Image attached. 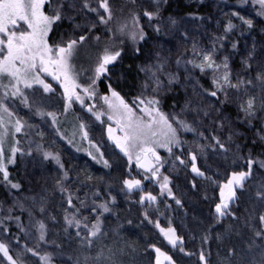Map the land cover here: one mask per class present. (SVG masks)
<instances>
[{"label": "snow or ice", "instance_id": "6c2138e0", "mask_svg": "<svg viewBox=\"0 0 264 264\" xmlns=\"http://www.w3.org/2000/svg\"><path fill=\"white\" fill-rule=\"evenodd\" d=\"M169 6L0 0V264H264V42L240 48L264 32V0H221L215 16ZM129 45L146 56L130 101L112 83ZM45 127L108 171L67 167ZM105 135L124 161L118 178ZM24 160L56 166L27 194L9 170Z\"/></svg>", "mask_w": 264, "mask_h": 264}, {"label": "trees", "instance_id": "16d2710c", "mask_svg": "<svg viewBox=\"0 0 264 264\" xmlns=\"http://www.w3.org/2000/svg\"><path fill=\"white\" fill-rule=\"evenodd\" d=\"M232 2V0H230V3ZM216 4H221V0H215V2H213V0H205L204 5H198L195 3V0H170V6L167 8V11L165 13V15H171V16H175L177 18L179 17H184L188 14V12L192 11V12H199V14L201 15H208V14H212V15H217V9H216ZM223 6V5H221ZM227 10V9H225ZM150 31V29H149ZM151 40V37H150ZM255 40L259 46L260 43L264 42V32H261L260 28L257 27V29L255 31H253L252 33H248L246 34L244 37H240V48L241 50H243L246 46V44L248 46L251 45V42ZM148 45H145L144 48L147 49ZM134 58H136V56H134L131 51H130V45L128 46V48L126 49V54L123 58L124 61H128V62H133ZM239 55H236L233 57V62L235 66H239ZM133 71V68H131ZM205 86L207 87V81H204ZM102 88L104 90L105 88V83L103 82L102 84ZM175 102V99L173 97H168L165 100V109L170 111L171 110V106L172 104ZM182 102V101H181ZM100 127L101 133H102V127L100 125H97ZM60 141V140H59ZM110 149V153L108 152V150ZM71 150V149H70ZM105 154H106V158H109L111 162L114 163V167L111 170V174L113 177L118 178L124 171L125 168L123 167L124 161L121 158V154H119V152L115 149V148H111L110 145H107V147L104 149ZM61 155H62V159L64 160L65 164L67 167H76V168H87L91 173L97 175V176H102L104 175L108 170L106 169H101L99 167H97L95 165L94 162L91 161L90 158L88 157H84L81 156L80 154L76 153L74 150H71L70 153L66 152V151H62L60 150ZM46 165L48 167H50V165H53L52 163H46ZM55 170L53 171L55 174L56 171V166ZM11 169V178L14 181H19L22 183L23 188H24V183L21 179V173L18 169V165L14 166V167H10ZM53 174V175H54ZM189 189V185H187L184 193H187ZM158 191V189H157ZM4 192H6L5 188L0 185V196H2L4 194ZM184 193H182L181 195L183 196ZM180 195V194H178ZM174 205V202H171ZM192 204L188 201L186 203V208L189 211V217H188V221L190 222L191 220V215L192 213ZM121 207H127V205L121 203ZM197 215H200L201 217L207 216L208 214V206L206 203H201L197 206V210L196 213ZM133 215H138L137 210L134 208L133 209ZM170 215H173L175 217L174 219V224L177 226L178 230L181 232H184L185 229L180 225V218L181 216H183V210H177L174 213H170ZM166 225V223H165ZM151 229L150 232V237L152 239L153 242L157 243L158 246H163V248L165 250H167V245H161L160 241L162 240V238L157 237V235H155V230L152 229V226L149 225L147 226L144 231L145 232H149V230ZM137 232L138 236H142L143 233H140L138 230H134ZM191 247V246H190ZM154 255V254H153ZM195 257L192 258H184V264H195Z\"/></svg>", "mask_w": 264, "mask_h": 264}, {"label": "rangeland", "instance_id": "374dc122", "mask_svg": "<svg viewBox=\"0 0 264 264\" xmlns=\"http://www.w3.org/2000/svg\"><path fill=\"white\" fill-rule=\"evenodd\" d=\"M120 2H121V0H116V4H119ZM212 27H214V25ZM149 43H151V40ZM148 47H149V45H148ZM148 47H147V49H145L146 53L148 51ZM145 62H146V56H141L139 58L136 57V58H134L132 63L122 60V61L117 63V65L115 66V68L113 70L114 71V75L112 76L113 86L116 87V89L118 91H120L121 95H124L125 98L128 99L129 101L132 99V97L134 95H136V93L138 91V87H139V85L143 79V74L138 73L137 66H139ZM130 65L132 66L131 68H133V71L129 67ZM104 83L106 85L107 81H105ZM100 90H101V92L104 91L102 88V85H101ZM166 111H168V110H166ZM97 125H99V124H97ZM97 125L93 129H90V135H92L94 137V139L99 140L102 133H101L100 127ZM45 132H46V136L49 139L55 138L57 140L56 147L59 151L62 150V151H66L68 153H70L71 150L75 151V149L73 147L69 146L65 141H63V140L59 141V138L54 136V133H52L50 128L45 127ZM77 140H79V137H77ZM107 145H110L111 148H115L114 145L111 144V142L107 141V138L105 135L102 150H104L107 147ZM83 147L84 148L88 147V144L86 141L83 142ZM116 150L119 152L118 149H116ZM108 152L110 153V149L108 150ZM76 153L80 154L81 156L88 157L84 151L76 152ZM105 156H106V154H105ZM88 158H90V157H88ZM91 161L95 163V161H93V160H91ZM17 165H18V169L21 173V179L24 183V188H23L21 194H27L28 189L35 187L34 180L39 179L40 174L42 172L45 175H53L54 174L53 171L55 170V167H54L55 165L54 166L50 165V167H48L45 163L43 165V167H39V166L33 165V163L29 160L18 161ZM95 165L101 169H104L102 167V165H100V164L95 163ZM9 170L11 173L10 168H9ZM177 183H179L181 185V188L177 189L178 194L181 195L182 193H184L188 184L183 179H181L180 181H177ZM5 194H6V192H4V194L2 196H0V200L4 199ZM189 202L192 204L191 200H189ZM161 223L164 226H166L165 223L167 224L166 220L163 217H161Z\"/></svg>", "mask_w": 264, "mask_h": 264}]
</instances>
